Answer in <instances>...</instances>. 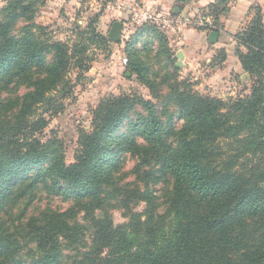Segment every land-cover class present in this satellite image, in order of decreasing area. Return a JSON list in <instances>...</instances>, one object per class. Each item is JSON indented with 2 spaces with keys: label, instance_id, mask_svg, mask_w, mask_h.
I'll return each instance as SVG.
<instances>
[{
  "label": "trees",
  "instance_id": "trees-1",
  "mask_svg": "<svg viewBox=\"0 0 264 264\" xmlns=\"http://www.w3.org/2000/svg\"><path fill=\"white\" fill-rule=\"evenodd\" d=\"M200 1L180 0L177 14ZM34 6L11 0L0 16V216L10 218L11 208L25 201L31 206L41 190L72 207L44 209L25 223L0 221V264H264L261 10L233 36L234 54L252 81L250 94L235 100L202 95L179 81L166 35L144 26L126 44L128 69L158 91L138 49L151 46L142 40L151 35L173 69L168 92H155L157 102L136 94L104 98L90 129L79 130L75 161L68 164L63 142L44 133L45 115L65 110L74 91L70 73L90 70L88 40L110 41L95 30L80 31L72 45L43 40L29 25L19 34V19L32 22ZM230 9L228 0L201 7V15L214 18V27L202 31L221 34L220 19ZM126 155L138 160V174L149 168L143 189L119 184ZM159 182L167 188L157 196L152 185ZM140 202L141 214L132 207ZM116 209L126 223H114Z\"/></svg>",
  "mask_w": 264,
  "mask_h": 264
},
{
  "label": "rangeland",
  "instance_id": "rangeland-1",
  "mask_svg": "<svg viewBox=\"0 0 264 264\" xmlns=\"http://www.w3.org/2000/svg\"><path fill=\"white\" fill-rule=\"evenodd\" d=\"M10 1L0 0V16ZM29 2L35 4L34 12L31 15L33 21L26 23L24 18L19 19L17 32L22 33L26 25H29L35 29V32L37 31L36 34L43 40L68 42L72 45L81 36L78 34L80 31H89L88 33L91 34L93 30L109 39L113 24L120 22L123 25L119 41L113 42L109 39L108 46H103L98 40H88L89 52L87 55L91 66L90 70L86 73L71 72L69 78L72 81L74 91L70 99L65 101V110L52 118L45 115L49 124L44 133L50 137L55 135L63 142L68 164L75 161L79 130L83 128L90 129L93 113L104 98L136 94L145 100L157 102L155 92L162 95L168 92V79H170L173 69L166 58L157 53L158 44L151 35L144 34L142 36V40H152L151 46L144 48L143 44H139L138 49L142 63L146 65L149 75L158 85V91L152 93L148 87L139 82L137 75L128 69L126 44L144 26H155L166 35L169 46L175 53L176 67L180 70L178 80L187 82L194 91L223 100H235L250 94L252 85L250 76L235 63L232 55L229 59L225 47L216 50V53L211 57L204 55L201 58L197 57L196 60L193 57L188 60L186 68L183 64L180 67L177 66L179 61L181 63L184 61L183 56L181 58L178 56L180 52H177L183 46L182 40L185 32L180 28L179 31L177 30L179 19H176L173 14H164L162 6L156 3L157 0H92L89 2H82L81 0H29ZM252 8L253 15L250 21L258 16L256 8L261 10L264 21L263 9L260 6H253ZM148 12L161 15V18L153 23L145 21ZM200 15L201 13L197 16L188 14L183 16L182 14L179 18L186 22L188 28L202 31V28L196 24ZM227 17H221L220 19L223 30V22ZM165 20L171 22L169 27L164 28ZM250 21H247L242 30ZM87 37L89 39L91 36ZM223 42L227 46L233 43L234 47L231 52L234 53L236 46L234 38L229 40L225 36ZM227 59L229 61L227 71L224 72L226 66L223 65ZM24 90H21V94L24 93ZM43 111L44 109L40 107L38 114ZM52 133L54 134L52 135ZM138 163V160L134 157L125 156L122 173L117 177L121 186L130 190L136 189V187L143 189L146 182L144 173L149 171V168H141V173L138 174L134 171ZM166 188L167 186L163 185L162 182L152 185V189L157 196L164 194L163 190H166ZM37 198L29 207L26 206V201L13 206L9 211L10 218L1 215L0 221L25 223L30 217L38 215L44 209L66 211L72 207V201H67L64 197L51 194L45 190H41ZM160 203H162L161 212H163L166 206L164 199H161ZM132 207L134 212L141 214L145 209V204L141 202L134 203ZM112 216L115 224L127 222L123 217V212L119 209L112 210ZM82 218L83 215L81 214L79 219L87 226ZM91 236L92 230L88 228L86 237L89 242H91ZM18 238L22 245H25L27 240L22 236H18Z\"/></svg>",
  "mask_w": 264,
  "mask_h": 264
},
{
  "label": "crops",
  "instance_id": "crops-1",
  "mask_svg": "<svg viewBox=\"0 0 264 264\" xmlns=\"http://www.w3.org/2000/svg\"><path fill=\"white\" fill-rule=\"evenodd\" d=\"M216 0H201L200 2H193L189 5H185L182 10H180V14H177L179 11L177 6H180V0H157V4L162 6L164 14H173L176 19H179V27L180 30H184L185 35L182 40V47L178 49L179 54H181L184 58L183 66L187 67L188 60L195 58H201L204 55L213 56L216 53V50L225 47L226 52L229 54V59L231 55L233 56L235 63L241 67L239 60L232 53L233 43L230 45L224 44V37L227 36L229 40H232V36H234L237 32L242 30V27L250 21L253 15V6H260L264 11V0H228L230 2V13L228 17L224 19V30L221 34H219V43L216 45H212L208 41V34L205 31H198L194 28H188L186 26V22L183 19L179 18V16L183 14V16L192 15L197 16L200 14L201 7H205L210 3L215 2ZM172 16V15H171ZM185 18V17H184ZM175 19V20H176ZM179 31V30H178ZM227 61L223 66H226L227 71ZM221 73V72H220Z\"/></svg>",
  "mask_w": 264,
  "mask_h": 264
},
{
  "label": "built area",
  "instance_id": "built-area-1",
  "mask_svg": "<svg viewBox=\"0 0 264 264\" xmlns=\"http://www.w3.org/2000/svg\"><path fill=\"white\" fill-rule=\"evenodd\" d=\"M160 18L161 15L148 12L145 16V21H150L153 23L154 21L157 22ZM164 23H165L164 28H166L170 26L171 22L165 20ZM196 24L202 29H212L214 27V18L213 16H209V15H200Z\"/></svg>",
  "mask_w": 264,
  "mask_h": 264
},
{
  "label": "water",
  "instance_id": "water-1",
  "mask_svg": "<svg viewBox=\"0 0 264 264\" xmlns=\"http://www.w3.org/2000/svg\"><path fill=\"white\" fill-rule=\"evenodd\" d=\"M122 23L120 22H115L112 26V29L109 34V39L110 41L117 42L120 39L121 32H122ZM219 40V33L217 32H210L208 35V41L210 44H216L218 43ZM179 58L182 57L181 54H178ZM178 67L182 66L181 61L178 62L177 64Z\"/></svg>",
  "mask_w": 264,
  "mask_h": 264
}]
</instances>
